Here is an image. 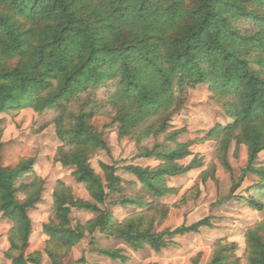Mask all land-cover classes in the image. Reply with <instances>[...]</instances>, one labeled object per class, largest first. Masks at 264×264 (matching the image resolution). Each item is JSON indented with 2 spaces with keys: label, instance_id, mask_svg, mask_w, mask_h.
<instances>
[{
  "label": "trees",
  "instance_id": "16d2710c",
  "mask_svg": "<svg viewBox=\"0 0 264 264\" xmlns=\"http://www.w3.org/2000/svg\"><path fill=\"white\" fill-rule=\"evenodd\" d=\"M201 85L232 123L183 144L185 130L174 129L171 119ZM25 110L39 116L36 133L55 126L61 142L55 161L75 168L76 182L91 198L76 199L64 182L57 184L53 219L43 226L51 264H64L87 232L119 238L134 252H160L172 245L168 239L211 227L207 217L175 230H153L157 214L166 217L169 211L161 201L177 192L168 180L203 167L197 157L187 166L181 162L193 155L194 144L206 141L217 143L216 157L229 173L232 145L247 148V165L230 194L256 179L238 201L263 212L264 0H0V114L16 117ZM101 115L111 118L107 127H116L120 139L133 141L137 159L158 163L124 168L140 184L142 197L124 195L115 166L101 164L105 179L93 169L91 160L108 150L93 125ZM5 127L0 119V214L15 224L6 255L12 264H42L41 253L25 251L32 233L28 211L42 201L44 180L35 175L34 158L2 165ZM27 176L33 181L18 186ZM111 195L142 212L118 221L100 207ZM74 209L95 218L74 227ZM245 239L246 264H264V222L249 228ZM237 250L236 243L219 239L208 264H241ZM97 251L127 261L120 250Z\"/></svg>",
  "mask_w": 264,
  "mask_h": 264
},
{
  "label": "rangeland",
  "instance_id": "374dc122",
  "mask_svg": "<svg viewBox=\"0 0 264 264\" xmlns=\"http://www.w3.org/2000/svg\"><path fill=\"white\" fill-rule=\"evenodd\" d=\"M0 119L6 121L3 135L2 165L15 167L22 160L35 159V175L44 180L42 201L35 209L28 211L32 233L29 247L25 255L41 253L42 264H51L46 248L49 238L43 232V226L53 219V193L59 182H64L71 188L76 199L91 201L85 185L78 184L73 176L75 168L63 167L55 161L61 142L57 138L56 128L49 125L44 131L36 133L39 128V116L32 110H25L16 117L0 114ZM112 123L108 116H97L93 120L95 128L101 132L106 141L108 150L100 151L92 160L91 165L98 175L105 179L101 164L113 165L117 168V176L122 180L124 195L142 197L140 184L136 178L125 171L126 166L155 167L158 163L153 159H137V149L131 139H120L116 127H107ZM232 120L227 118L222 107L212 101V94L205 85L198 86L189 92L185 106L175 113L171 119L174 129H184L185 133L180 138V143H193L202 141L207 134L217 125L227 126ZM217 143L206 141L194 144L191 147L193 155L181 164L187 166L197 157L203 167L185 175L168 180V186L175 189L176 194L170 195L161 201L169 207L166 217L157 214L153 226L155 232L175 230L183 224L192 225L210 217L211 227L202 228L199 233H190L175 237L168 248L155 252L150 248L134 252L119 238L107 237L99 230L87 232L85 238L77 244L64 258V264H208L213 246L219 239H227L236 243L237 258L241 264H246V233L249 228L264 222V211L257 212L246 204L238 201L239 196H247V189L256 185V179H247L237 193L230 194L233 180L240 178L241 171L247 165V148L238 149L233 144L229 151V162L232 172L229 173L216 157ZM259 164L264 166V152L259 156ZM211 166H215L212 169ZM207 182H204V177ZM33 176H27L21 184H29ZM134 183L138 185L135 186ZM21 200L25 199L19 194ZM116 197L111 195L102 209L113 215L118 221L123 222L141 209L124 207L117 204ZM146 201H150L146 198ZM95 215L74 209L71 220L74 227L78 224L86 226ZM15 224L0 214V264H12L7 257L11 248L9 237ZM96 244H93L92 242ZM97 249L120 250L127 258L125 263L113 261L101 255ZM84 258V261H81Z\"/></svg>",
  "mask_w": 264,
  "mask_h": 264
}]
</instances>
